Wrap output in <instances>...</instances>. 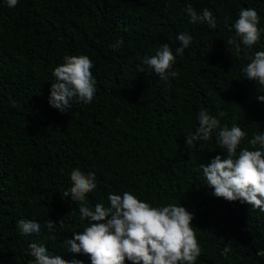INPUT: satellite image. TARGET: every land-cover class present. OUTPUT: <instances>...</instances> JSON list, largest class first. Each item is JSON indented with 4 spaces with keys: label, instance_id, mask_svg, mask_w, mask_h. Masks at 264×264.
I'll list each match as a JSON object with an SVG mask.
<instances>
[{
    "label": "trees",
    "instance_id": "trees-1",
    "mask_svg": "<svg viewBox=\"0 0 264 264\" xmlns=\"http://www.w3.org/2000/svg\"><path fill=\"white\" fill-rule=\"evenodd\" d=\"M188 3L198 12L209 8L216 29L189 23ZM242 7L254 8L264 28V0H19L14 8L0 0V264H34L31 242L91 264L64 243L88 226L64 197L77 167L96 174L90 208L108 207L109 192L129 191L154 206L180 204L193 213L196 264H264V212L216 198L199 169L226 156L216 131L195 148L185 146L203 108L225 113L221 127L241 125L248 134L241 148L264 132V102L256 98L264 88L241 71L249 62L244 46L237 53L225 42L234 35L225 22L233 24ZM184 31L193 42L176 55ZM163 43L176 55L178 72L167 81L142 63ZM256 51H264V32L247 54ZM68 55L92 60L96 93L91 104L73 101L62 114L48 97L52 72ZM20 219L38 222L40 233L22 235ZM226 244L233 249L227 259L220 254Z\"/></svg>",
    "mask_w": 264,
    "mask_h": 264
},
{
    "label": "clouds",
    "instance_id": "clouds-1",
    "mask_svg": "<svg viewBox=\"0 0 264 264\" xmlns=\"http://www.w3.org/2000/svg\"><path fill=\"white\" fill-rule=\"evenodd\" d=\"M18 3L19 0H6L9 8ZM184 11L190 17L189 23H207L210 29H216L217 23L209 8L198 12L188 3ZM259 23L260 16L254 8L242 7L233 24L229 26L225 22L228 31L234 30V35L225 42L229 50L234 47L237 53L242 51L241 45L244 46V59L249 62L241 71L248 81L258 82L264 88V51L247 54L264 32ZM176 39L180 42L175 49L176 55L183 54L193 42V36L187 31L180 32ZM122 44L120 39L112 47L118 49ZM176 55L168 43H163L154 55H146L142 63L160 80L167 81L178 76V72L172 70ZM93 67L87 55L65 56L63 63L52 72L55 82L51 83L48 104L62 114L67 113L73 101L91 104L96 93ZM256 98L264 102V95ZM11 106H16L15 101ZM224 115L223 111L218 113L219 117ZM218 116L207 108L199 110V126L194 133L185 136V146L189 150L195 148L198 141L210 140L216 131L218 147L226 150V156L216 155L207 165L199 164L212 195L227 202L246 203L264 212V132L253 133L248 140L250 148H241V142L248 134L239 124L221 127ZM69 179L70 187L64 197H71L77 204L80 219H86L88 226L82 232H73L72 238L64 241L68 245L67 251L87 255L91 264H125V261L131 264H196L201 248L192 225L194 215L184 206H154L132 192L124 191L122 195L109 192V206L98 202L93 209L88 206L87 195L97 189L96 174L85 173L77 167L72 169ZM17 227L25 236L38 235L41 230V225L30 219L18 220ZM46 228L54 231L56 223L48 219ZM28 248L34 264H83L81 260L68 261L60 255H50L47 247L37 242L29 243ZM232 250L226 244L220 254L227 259Z\"/></svg>",
    "mask_w": 264,
    "mask_h": 264
}]
</instances>
